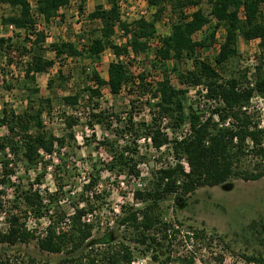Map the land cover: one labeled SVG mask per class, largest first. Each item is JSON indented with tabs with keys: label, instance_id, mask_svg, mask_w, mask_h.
Returning a JSON list of instances; mask_svg holds the SVG:
<instances>
[{
	"label": "trees",
	"instance_id": "obj_1",
	"mask_svg": "<svg viewBox=\"0 0 264 264\" xmlns=\"http://www.w3.org/2000/svg\"><path fill=\"white\" fill-rule=\"evenodd\" d=\"M143 1L154 10L153 13L148 19L141 17L131 22L121 19L119 0H106L107 6L96 5L86 16L90 29L86 35L82 31L78 36L83 41L85 38V43L78 45L79 42L71 41L47 44L44 30L38 27L39 23L49 25L53 19H63L62 11L72 3L82 17L87 0H0V5L11 11L0 17V26L22 32L19 41L13 36L0 35V63L5 60L7 66L12 65L9 56L15 51L20 59H24L22 91L25 93L23 110L16 112L3 103L0 112V127L6 128V134L0 137V198L9 196L13 208L5 213L8 229L0 231V264H38L34 258L24 260L19 255L12 258L2 255L8 247L32 241H36L43 253L62 255V264H133L138 250L139 256L149 255L155 264H196L195 253L182 254L178 248L189 242L196 246L204 244L211 237L205 228L188 226L184 230L182 221L168 219L163 203L172 196L176 202H182L203 187L222 186L228 190L231 179L255 182L264 178V129L252 105L255 95L264 98V0H204L205 7L201 6L203 0ZM167 15L169 32L160 37L157 24ZM218 29L224 32L223 40L215 45ZM117 31L126 39L124 44L113 40ZM200 31H204L202 37L194 39ZM239 38L244 42L258 41L252 81L248 80V68L228 77L222 75L226 64L239 57ZM154 40L157 43L154 58L162 67L170 60H191L192 67L188 70L171 69L185 88L174 87L168 76L171 72L167 74L165 69L162 79L153 88L145 83L144 75H131L130 61L121 60V57H138L145 53ZM211 46L215 48L213 63L197 56V50ZM108 49L116 60L107 66V80H103L96 70L86 72L87 68L82 67L77 74L81 85L61 98L66 108L74 110L92 105L87 114L89 128L99 125L104 130H111L113 138H130L121 148L116 145L117 139L103 138L98 144L111 154L105 169L139 180L142 174L139 167L144 158L138 151V141L149 139L150 147L156 152L165 147L171 149L177 160L184 159L188 171L178 162L172 167L157 169L152 181L133 192L132 199L138 206L122 209L115 228L94 237L93 224L84 220L88 213L86 208L75 204L70 214L59 205L67 194L61 195L59 181L58 191L43 197L32 185L25 187L22 184L24 176L17 175L45 168L51 163L45 158L54 155L58 156L60 165L55 166L53 174H65L66 153L59 156V152H73L76 148L73 128L79 124L80 117L63 114L66 134L56 136L49 132L43 117L51 114L52 99L39 95L37 76L47 74L56 61L61 67L67 60L76 61L86 56L99 63L101 55ZM48 52L53 53L52 58L47 56ZM62 76L59 70L56 78ZM53 84V79L48 80L47 88ZM198 86L204 87L206 99L217 103L203 121L191 105L187 107L188 111L184 106L188 88ZM103 87H107L113 96L132 87L141 90L142 98L150 94L149 100H155L150 123L135 121L134 101H130V111L125 112L123 120L102 109ZM4 88L9 86L4 84ZM163 120L167 121V127L162 126ZM187 121L191 133L170 142L168 132L162 129L175 134ZM169 142L170 148L166 146ZM19 165L22 171H19ZM42 176L43 173H37L35 181L39 183ZM94 183L95 179H90L85 189ZM1 212L0 199V215ZM28 214L35 219L48 218L43 235L27 229L24 220ZM64 223L66 225H62ZM122 232L131 236L130 241L140 249L121 240ZM219 241L223 242V239L219 238ZM241 257L246 264H264L262 255L242 254ZM215 260L217 264H224L222 255H216Z\"/></svg>",
	"mask_w": 264,
	"mask_h": 264
},
{
	"label": "rangeland",
	"instance_id": "obj_2",
	"mask_svg": "<svg viewBox=\"0 0 264 264\" xmlns=\"http://www.w3.org/2000/svg\"><path fill=\"white\" fill-rule=\"evenodd\" d=\"M106 5V0H87L85 12L82 17L77 14L76 5L72 3L66 10L62 11L63 19H53L51 24L44 25L39 23V29L44 30L47 36V44L57 41H71L78 45H83L85 42L79 39L83 33L86 35L88 22L86 16L94 10L96 5ZM121 11V19L127 22L139 19L141 12H146L145 17L148 19L153 13L141 0H119ZM202 7H205V1H202ZM11 11L0 5V17L9 15ZM264 15V8H263ZM165 16L161 22L157 24L158 36L168 34V19ZM204 31L195 34L194 39L199 40ZM22 32L14 29H6L0 26V35L13 36L15 41L22 38ZM223 30L218 29L215 34V45L222 42ZM113 40L117 44H124L126 39L122 32L117 31ZM156 41L149 43L148 50L138 57H124V61L128 63L129 71L133 77L139 75L145 76V83H149L154 88V82L159 81L163 77V69L168 73L173 67L182 72L192 67V62L189 59H184L181 62L174 60L167 61L165 66L156 61L154 58V46ZM215 48L197 50V56L200 59L213 63ZM237 50L239 57L233 59L223 68V76L228 77L233 72L248 68V80L252 81L253 62L255 55L258 54V41L244 42L241 38L237 42ZM49 58L53 57V53L48 52ZM13 64L7 66L5 60L0 63V112L2 104L6 103L9 109L19 112L25 107V93L22 91L23 65L24 59H20L18 53L11 52L9 56ZM116 58L108 49L102 55L99 63L91 60L89 57H82L76 61L67 60L61 63L56 61L54 67L45 75L37 76V85L42 97H50L52 99L53 109L49 116H44L43 120L46 129L53 135L62 136L66 134L64 116L75 115L80 117V122L73 128V133L76 139V148L73 152L61 150L59 156L65 154L66 166L65 174L54 175V170L57 165H60L58 156L45 160L51 161L45 168L40 167L38 171L26 173L24 176L23 185L27 187L32 185L34 189H40L42 196L53 194L58 191L57 183L62 184V193H67L59 205L68 213L73 211L75 204L78 207L86 208L89 215L90 223L93 224V236L98 237L104 232L115 228L116 220L120 217L122 209L136 205L132 199V194L136 189L142 188L152 181L153 172L157 169L170 165L175 156L171 153V149H162L159 153L155 152L149 142L145 140L138 141V151L143 156V162L140 164L142 172L139 180L134 179L130 175L116 172H109L105 169V164L109 161L111 154L108 153L106 147L98 145L103 141V138L112 140L113 133L111 130H104L99 125L92 129L87 125V114L91 110L92 105L87 109L76 107V109L66 108L62 103L61 98L73 93L77 85H81V80L78 79V73L82 67L96 70L103 79H107V66ZM62 71L63 76L60 79L56 78L58 71ZM170 83L176 88H184L181 85L174 72L169 75ZM53 79V86L47 88L48 80ZM4 84L9 88L5 89ZM136 84V83H135ZM83 86V84H82ZM103 97L100 100V107L107 109V112L113 113L125 119V112L130 111V101H134L135 121H145L150 123L151 113L154 110L153 103L155 100H149L150 94L142 98L141 90L138 87H132L130 90L124 89L118 96L110 94L107 87L102 88ZM200 89L190 87L184 96V106L186 111L189 105L192 110L198 111L202 117L209 114L211 106ZM252 105L258 114L260 126L264 129V98L255 95L252 98ZM78 109V110H77ZM187 122L181 126L175 136H180L186 129ZM116 125V123L114 124ZM168 125V124H167ZM167 125L165 127H167ZM6 134V128L0 127V137ZM130 138L117 139V147L121 148L128 143ZM172 146V145H170ZM169 146V148H170ZM115 149V148H114ZM248 163V162H247ZM56 166V167H55ZM22 171V166L19 165ZM20 173V172H19ZM43 173L39 183L35 181L36 174ZM62 173V172H61ZM57 176V179L55 178ZM94 178L95 183L87 190L90 179ZM138 183L140 186H138ZM228 184L230 189L225 190L222 186L203 187L197 189L193 194L184 198L182 202H176L175 196L163 203V209L168 219H177L184 223V230L188 226L193 228H205L208 236L211 239L204 244L193 245L192 242L185 243L178 248L179 253H195L196 264H217L216 255L224 257V264H246L241 255H262L264 257V178L255 182H245L240 179H231ZM92 194V196H90ZM2 201L4 215L8 210H13L10 197L0 198ZM54 207V204L52 205ZM85 215V216H86ZM29 225L36 231L38 235L45 231V219L28 220ZM7 223L5 220L0 221V229L5 230ZM122 230V229H121ZM120 239L131 244V247H137V244L130 241V237L125 233L120 234ZM125 236V238H123ZM223 239V242L219 241ZM125 239V240H124ZM136 260L133 264H155L150 256H139V250L135 251ZM2 255L12 258L14 255L22 256L24 260L34 258L38 264L48 262L49 264H62V255H52L41 252L36 244L32 241L29 244L16 245L3 250Z\"/></svg>",
	"mask_w": 264,
	"mask_h": 264
},
{
	"label": "built area",
	"instance_id": "obj_3",
	"mask_svg": "<svg viewBox=\"0 0 264 264\" xmlns=\"http://www.w3.org/2000/svg\"><path fill=\"white\" fill-rule=\"evenodd\" d=\"M144 4H146L143 0H141ZM141 15V17H143V18H145L146 19V17H145V15L147 14L145 11L144 12H141L140 13ZM141 17H139V18H141ZM10 29H11V27H10ZM157 44V43H156ZM132 55H130L129 57H131ZM132 58V57H131ZM121 60H123L124 61V58L123 57H121ZM86 72H90V69L89 68H87L86 69ZM135 81V83L137 84L138 83V81H137V79H135L134 80ZM157 82V81H156ZM156 82H154V87H155V85H156ZM185 88V87H184ZM190 88V87H189ZM188 88V89H189ZM197 89H200V91L203 93V94H205L206 92H205V90H204V87H202V86H198V87H196ZM124 90V89H123ZM122 90V91H123ZM208 102H209V105L211 106L210 108L211 109H213L215 106H217V103L214 101V100H209V99H206ZM199 115H200V113L198 112V111H196ZM207 116V115H206ZM206 116L205 117H202V115H200V118H201V121H203L205 118H206ZM167 125V121L166 120H163V123H162V126H166ZM162 131H165V132H168V139H169V141L171 142L173 139H177V140H181L182 139V137H185V136H187L188 134H190L191 133V131H190V128H189V123L186 125V129H185V131H184V133L182 134V135H180V136H175L176 135V133L174 134H172V133H170V130H168V129H166V130H163L162 129ZM147 142H149V144H150V140L149 139H147L146 140ZM170 142H169V144H167L166 146H170ZM171 147V146H170ZM165 147H163V148H161L160 149V151L162 150V149H164ZM154 150V149H153ZM155 151V150H154ZM159 151V152H160ZM156 152V151H155ZM159 152H157V153H159ZM55 156V155H54ZM47 158V157H46ZM180 163L183 167H184V169H185V171H188V167H187V164H186V162H185V160L184 159H181V160H177V159H174L173 160V162L172 163H170V165H167V166H165V167H161V168H168L169 166L170 167H172V166H174L176 163ZM138 186H140V184L138 183ZM33 190H37L38 192H39V194L40 195H42V191L40 190V189H33ZM90 196H92V194H90ZM72 213V212H71ZM70 213V214H71ZM2 214V213H1ZM39 219H45L46 220V222H45V228L47 227V225H48V218L46 217V216H44V217H41V218H39ZM38 219V220H39ZM2 220H5L6 221V214L4 213V215H0V221H2ZM28 220H35V218H33L30 214H28V216H27V218H26V220H24V221H26V224H27V229L28 230H31V231H33L34 229H32V227L29 225V222L30 221H28ZM84 220L87 222V223H90V218H89V215H86L85 217H84ZM68 221H66V223H67ZM6 223H7V221H6ZM66 223H64V224H62V225H66ZM64 227H66V226H64ZM8 229V223H7V226H6V229L5 230H1L0 229V231H2V232H5L6 230ZM43 235V234H42ZM21 258H23L22 256H20Z\"/></svg>",
	"mask_w": 264,
	"mask_h": 264
},
{
	"label": "crops",
	"instance_id": "obj_4",
	"mask_svg": "<svg viewBox=\"0 0 264 264\" xmlns=\"http://www.w3.org/2000/svg\"><path fill=\"white\" fill-rule=\"evenodd\" d=\"M112 62V61H111ZM102 78V77H101ZM103 79V78H102ZM103 80H107V79H103Z\"/></svg>",
	"mask_w": 264,
	"mask_h": 264
}]
</instances>
